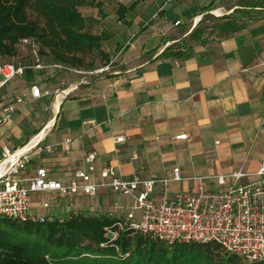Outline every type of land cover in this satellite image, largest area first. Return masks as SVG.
Listing matches in <instances>:
<instances>
[{"label":"crops","instance_id":"obj_1","mask_svg":"<svg viewBox=\"0 0 264 264\" xmlns=\"http://www.w3.org/2000/svg\"><path fill=\"white\" fill-rule=\"evenodd\" d=\"M91 1V7L80 9L86 30L104 37L101 50L117 64L112 73L81 86L58 106L52 98L38 100L45 115L29 114L28 104L17 107L0 128V149L20 148L48 125L41 151L26 165L21 182L43 168L50 180L66 185L86 167L89 153L96 156L93 183L101 182L106 168L124 179L144 180L177 169L182 180L168 183L171 196L199 189L217 192L224 187L212 177L237 170L249 175L243 183L254 182L264 163V15L245 19L241 31L225 36L213 28L222 22L204 16L222 0ZM202 19L199 25L206 30L198 40L190 39L194 21ZM176 22L180 25L174 26ZM24 52L22 62L30 67L34 55L28 47ZM27 72L0 91V110L32 86L55 90L61 82L72 85L80 79L53 70ZM25 123L33 132L11 144L17 127L24 129ZM180 135L188 140L177 139ZM115 137L124 141L115 143ZM230 184L227 179L225 187ZM132 206L131 197L102 187L94 197L32 194L28 214L59 221L77 215L123 220Z\"/></svg>","mask_w":264,"mask_h":264},{"label":"built area","instance_id":"obj_2","mask_svg":"<svg viewBox=\"0 0 264 264\" xmlns=\"http://www.w3.org/2000/svg\"><path fill=\"white\" fill-rule=\"evenodd\" d=\"M212 13L209 11L204 16ZM231 13L232 10L226 15ZM179 25L180 22L174 23V26ZM20 43L32 52L34 63L30 67L16 62L1 63L0 91L13 79L22 77L27 69L64 72L80 79L72 85L61 82L55 90L32 86L27 94L14 97L12 103L0 110V128L12 120L18 106L34 104L42 98H52L54 107L58 106L62 99L88 84L84 80L85 76L103 74L110 67L108 64L93 72H84L66 64L42 60L33 39H23ZM47 128L48 125L20 148L10 150L3 146L0 149V219L42 223L46 220L44 217L31 218L28 214L30 195L50 192L75 195L81 192L94 197L99 188L108 187L114 193L133 199L131 210L123 220L118 219L116 225L120 229L149 236L168 246L177 243H213L219 245L224 252L238 256L243 262L264 261V163L255 173L256 179L252 183H243L242 179L249 175L237 170L230 175L212 177L219 186L224 187L221 190L205 192L199 189L196 194L189 195L180 193L171 196L168 193L169 182L182 180L177 169L166 177L144 180L137 177L124 179L117 176L112 168H106L99 175L101 182L93 183L91 174L96 158L94 153L86 155V167L77 171L66 185L50 180L43 168L36 169L34 176L24 184L20 180L21 174L35 152L41 151L40 143L45 138ZM42 132V137L32 144ZM177 139L188 140V136L180 135ZM113 140L119 144L124 138L115 137ZM69 143V139L63 142L65 150L69 149ZM209 178L211 177H200L197 180ZM227 179L232 180V184L225 187ZM42 207L46 208L47 205Z\"/></svg>","mask_w":264,"mask_h":264},{"label":"trees","instance_id":"obj_3","mask_svg":"<svg viewBox=\"0 0 264 264\" xmlns=\"http://www.w3.org/2000/svg\"><path fill=\"white\" fill-rule=\"evenodd\" d=\"M92 5L91 0H0V59L25 66L20 57L25 46L20 42L33 39L38 56L53 63L82 69V58L96 53L108 65L109 56L101 50L104 37L86 30L80 12ZM235 7L213 27L220 34H235L244 28L245 19L264 15V0L244 1ZM203 20L190 39L203 35L206 28L199 25ZM117 222L91 215L42 223L0 219V264H264L243 262L213 243L168 246L120 229Z\"/></svg>","mask_w":264,"mask_h":264},{"label":"rangeland","instance_id":"obj_4","mask_svg":"<svg viewBox=\"0 0 264 264\" xmlns=\"http://www.w3.org/2000/svg\"><path fill=\"white\" fill-rule=\"evenodd\" d=\"M244 1H253V0H222L220 6L218 8L211 10V12H218V14H214V15L207 14V15H205V18L207 20H209L210 22H213L212 19H214V20H216L215 22L218 23L221 21V20H219L220 17L225 16L227 13H229V11H231L233 8H235V5H239V3H242ZM20 57H22V59L24 61V59L26 58V54L21 51ZM82 59H83L84 65H83L81 70L84 72H93L94 70L99 69L105 65V62L96 53L87 55V56L83 57ZM4 61H6V60L0 59V63H4ZM109 64H110V67H109L110 69H108V71H106L100 75H87V76H85L84 80L87 81L88 83L94 82L97 77H99V76L105 77L108 75V73H112L114 70V69H112V66L115 67L117 62H115V61L111 62L110 61ZM64 74H67V73H64ZM26 110H27L26 112H29V114L34 115V116L45 115L43 106L39 103L28 104ZM23 127H24V129L17 127L15 132H18V131L19 132H18V134H16L14 132V137L11 140V144H16L18 137H21L23 135L26 137V134H31L34 130V129H32L33 127L29 124L27 125V123H25L23 125ZM18 142H20V141H18Z\"/></svg>","mask_w":264,"mask_h":264},{"label":"bare ground","instance_id":"obj_5","mask_svg":"<svg viewBox=\"0 0 264 264\" xmlns=\"http://www.w3.org/2000/svg\"><path fill=\"white\" fill-rule=\"evenodd\" d=\"M214 14H218V12H213L212 15ZM44 134V132H42L38 137H36V139L32 142V144L39 138L42 137V135Z\"/></svg>","mask_w":264,"mask_h":264},{"label":"water","instance_id":"obj_6","mask_svg":"<svg viewBox=\"0 0 264 264\" xmlns=\"http://www.w3.org/2000/svg\"><path fill=\"white\" fill-rule=\"evenodd\" d=\"M200 21H197L196 22V24H193V28L195 27V26H197V24L199 23ZM192 32V31H191Z\"/></svg>","mask_w":264,"mask_h":264}]
</instances>
